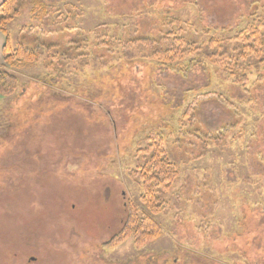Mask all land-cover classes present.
Masks as SVG:
<instances>
[{
    "label": "rangeland",
    "instance_id": "obj_1",
    "mask_svg": "<svg viewBox=\"0 0 264 264\" xmlns=\"http://www.w3.org/2000/svg\"><path fill=\"white\" fill-rule=\"evenodd\" d=\"M34 1L6 27L36 59L0 94V264H264V62L242 83L204 57L180 75L151 56L173 18L218 51L264 0H40L42 19ZM150 137L177 167L162 234L105 246L141 205Z\"/></svg>",
    "mask_w": 264,
    "mask_h": 264
},
{
    "label": "trees",
    "instance_id": "obj_2",
    "mask_svg": "<svg viewBox=\"0 0 264 264\" xmlns=\"http://www.w3.org/2000/svg\"><path fill=\"white\" fill-rule=\"evenodd\" d=\"M19 4L20 0H3L0 4V29L5 34V44L2 49L3 61L0 64V94L6 96L12 94L18 87V78L10 73L9 69H17L36 59L34 51L23 47L20 43L13 44L6 31L8 23L19 16ZM32 4L34 15L39 19L51 12L40 0H35ZM167 25L169 29L162 36L161 45L151 54L159 62V67L164 70L188 75L197 65H200L204 57L211 63H218L228 76L243 83L251 68L264 62V20L259 14H249L241 26L230 29V36L227 38L221 40L211 38L209 46L219 50L210 53L208 51L201 53L195 42L182 33L185 29L180 26L178 19L173 18ZM140 41L144 44L151 43L148 38ZM223 41L229 43L226 45ZM230 43L232 44L228 45ZM129 57L133 58L131 55H128ZM186 111V114L189 112L191 115L190 109ZM142 151L148 157L143 163H138L135 170L142 189L139 197L141 205L126 202V215L122 226L105 243V246L131 238L133 244L140 247L156 240L162 234V228L155 219V215L163 207L162 193L175 180L177 167L167 157L159 138L150 137Z\"/></svg>",
    "mask_w": 264,
    "mask_h": 264
},
{
    "label": "crops",
    "instance_id": "obj_3",
    "mask_svg": "<svg viewBox=\"0 0 264 264\" xmlns=\"http://www.w3.org/2000/svg\"><path fill=\"white\" fill-rule=\"evenodd\" d=\"M3 2V0H0V4ZM5 44V34L0 29V64H2L3 61V45Z\"/></svg>",
    "mask_w": 264,
    "mask_h": 264
}]
</instances>
